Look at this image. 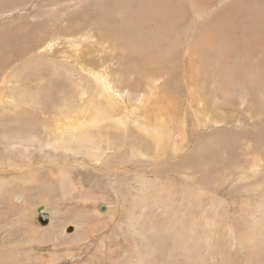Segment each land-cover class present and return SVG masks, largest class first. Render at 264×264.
<instances>
[{
    "label": "rangeland",
    "instance_id": "rangeland-1",
    "mask_svg": "<svg viewBox=\"0 0 264 264\" xmlns=\"http://www.w3.org/2000/svg\"><path fill=\"white\" fill-rule=\"evenodd\" d=\"M156 1L0 0V264H183L180 254L172 256L176 233L185 248L186 231L177 226L181 189L161 193L156 205L130 216L123 199L137 194L132 183L143 181L142 174L100 170L85 153L87 142L106 148L110 168L145 169L155 183L163 174L197 173L196 184L213 193L220 179L231 195L249 196L264 180V0H194L204 6L203 22L189 0ZM136 28L149 30L146 40L155 37L157 45L140 50L144 38ZM51 39L53 49L44 50ZM101 71L128 102L110 104L100 95L93 73ZM68 110L67 120L59 118ZM58 119L67 125H61L63 146L52 140ZM158 134L167 136L165 145ZM139 149L146 156L133 158ZM257 158L261 170L253 166ZM58 164L67 166L76 187L61 184L66 178ZM200 198L221 226L227 208L211 213V197ZM107 204L110 212L99 210ZM240 205L243 217L237 214L235 224L242 232L249 205ZM44 206L45 226L37 219ZM198 208L192 206L184 223L200 221L197 264L258 262L231 246L230 236L212 239ZM166 216L168 225L162 224ZM215 240L226 255L213 251Z\"/></svg>",
    "mask_w": 264,
    "mask_h": 264
},
{
    "label": "bare ground",
    "instance_id": "bare-ground-1",
    "mask_svg": "<svg viewBox=\"0 0 264 264\" xmlns=\"http://www.w3.org/2000/svg\"><path fill=\"white\" fill-rule=\"evenodd\" d=\"M156 1V0H154ZM192 4H195V16L196 18L200 21L202 16L203 15V7L204 6H201L202 4L199 3V2H195L194 0H189ZM118 2V1H117ZM158 3V1H156ZM156 2H154L156 4ZM120 3V2H119ZM123 3V2H122ZM148 3V2H147ZM153 3V5H154ZM118 4V3H117ZM125 3H123L124 5ZM208 4V3H207ZM120 4H118L119 6ZM152 5V6H153ZM172 5V3H171ZM200 5V6H199ZM120 7V6H119ZM121 8V7H120ZM119 8V9H120ZM123 8V7H122ZM137 8V6L135 7ZM141 8V7H140ZM154 8V6H153ZM118 9V10H119ZM126 8H124L125 10ZM128 9V8H127ZM130 9V8H129ZM138 9V8H137ZM142 9V8H141ZM217 9V8H216ZM211 10V9H209ZM213 10V9H212ZM132 11V10H131ZM141 11V10H140ZM120 12V10H119ZM118 12V13H119ZM123 13V10L121 11ZM133 14H134V11H132ZM145 12V11H144ZM156 12V11H155ZM162 13L164 11H161ZM125 13V11H124ZM211 13V12H210ZM121 14V13H120ZM131 15V14H130ZM140 15H142L140 13ZM135 17V15H134ZM143 17V16H142ZM146 17V16H145ZM167 17V16H166ZM138 18V17H137ZM132 19V18H131ZM154 19V18H153ZM152 18L150 20H153ZM156 19V17H155ZM164 19V18H163ZM210 19V18H209ZM123 20V19H122ZM125 20V19H124ZM129 20V19H128ZM144 20V19H143ZM194 20V19H193ZM126 21V20H125ZM188 21V19H187ZM210 21V20H209ZM127 22V21H126ZM200 22H203V20H201ZM128 23V22H127ZM141 23V22H139ZM160 23H162V19H160ZM124 24V23H123ZM127 26V25H126ZM132 26V25H131ZM161 26V25H160ZM188 26V24H187ZM190 26V25H189ZM194 26V25H193ZM198 26V25H197ZM203 26V24H202ZM158 27V26H157ZM191 27V26H190ZM146 28V27H145ZM150 28V27H149ZM160 28V27H159ZM157 28V29H159ZM162 28V27H161ZM193 28V27H192ZM190 28V29H192ZM208 28V27H207ZM131 29V28H130ZM137 29V28H136ZM198 29V27H197ZM138 30V33L144 38L143 40V45L141 44V41L140 44H141V48L140 50H147L146 48L148 47H154L155 45H157L158 41H157V38L155 37H150L149 40L147 41L146 39L148 38V36H146L148 34L147 31H144V32H147L146 33H142ZM194 30V29H193ZM201 30V29H200ZM196 31V30H195ZM204 32V31H203ZM202 32V33H203ZM150 33V32H149ZM190 33V32H189ZM194 33V32H193ZM197 33V32H196ZM196 33L193 35L194 37H196ZM107 34V33H106ZM114 34V33H113ZM188 34V33H187ZM186 34V36H187ZM82 35V34H81ZM110 35V34H109ZM149 35V34H148ZM154 35V34H153ZM151 35V36H153ZM190 35V34H189ZM189 35L187 36V39L189 37ZM92 37V35H90ZM107 36V35H106ZM113 36V35H111ZM185 36V35H184ZM185 36V37H186ZM200 36V35H199ZM104 37V36H103ZM198 37V36H197ZM202 37V36H200ZM204 37V36H203ZM202 37V38H203ZM88 38H85L84 40H86ZM90 39V38H89ZM88 39V40H89ZM186 39V38H185ZM55 39H51L49 43H47L45 45V49L44 50H47V51H50L53 49L54 45H53V42H54ZM73 40V39H71ZM81 39L77 40V41H80ZM99 40V39H98ZM200 40V39H199ZM101 41V40H100ZM146 41V42H145ZM197 41V40H196ZM86 42V41H85ZM149 43V44H146V43ZM186 44H187V40L185 41ZM202 42V40H201ZM205 42V40H204ZM209 42V41H208ZM73 43V42H71ZM80 43H82L80 41ZM138 43V41H137ZM136 43V44H137ZM193 43V41L191 42V44ZM203 43V42H202ZM55 44V43H54ZM135 44V42H134ZM205 44V43H204ZM75 45V44H74ZM77 45V44H76ZM75 45V46H76ZM133 45V43H132ZM139 45V44H138ZM189 45V44H188ZM197 45V44H196ZM214 45V44H213ZM136 46V45H135ZM143 46V47H142ZM77 47V46H76ZM140 47V46H139ZM187 47V46H186ZM206 47V46H205ZM203 48V47H202ZM201 48V49H202ZM139 49V48H137ZM76 50V49H75ZM188 50H190V45L188 46ZM193 50V49H192ZM191 50V51H192ZM204 50V49H203ZM201 51L200 53L203 52V54L205 53V51ZM215 50V49H213ZM243 50V49H242ZM245 50V49H244ZM45 51V52H47ZM136 51V50H135ZM209 51V50H208ZM139 53H141L140 51H138ZM137 52V53H138ZM249 52V51H248ZM42 53V52H41ZM138 53V54H139ZM188 54V53H186ZM189 55V54H188ZM206 56V55H204ZM203 56V57H204ZM210 56V54H209ZM209 56H207L206 58H208ZM213 56V54H212ZM188 57V56H187ZM83 58V57H82ZM162 58V57H161ZM160 58V59H161ZM201 58V56H200ZM254 58V57H253ZM77 59V58H76ZM209 59V58H208ZM81 60V59H80ZM206 60V59H205ZM78 61V60H77ZM211 61V60H210ZM209 61V62H210ZM7 63V62H6ZM11 63V62H10ZM80 63V62H79ZM8 64V63H7ZM188 64V63H187ZM62 65V64H61ZM4 66V65H3ZM135 66V65H134ZM133 66V67H134ZM5 67V66H4ZM64 67V66H63ZM131 66V68H133ZM137 67V66H136ZM145 67V65H144ZM90 68V67H88ZM87 68V69H88ZM130 68V66H129ZM135 68V67H134ZM4 69V68H3ZM94 69V68H93ZM103 69V68H102ZM183 69V68H182ZM99 71V69H97ZM105 70V68H104ZM254 70V69H253ZM258 70V69H257ZM106 71V70H105ZM193 71V70H192ZM256 71V70H255ZM89 72V71H88ZM94 72V71H93ZM97 72V71H96ZM102 72V71H101ZM200 72V71H199ZM252 72V70H251ZM105 73V72H104ZM142 73V72H141ZM144 73V72H143ZM188 73V72H187ZM257 73V72H256ZM94 74V80L96 82V84L100 87V95L101 96H105L108 98V103H113V102H116V101H120L118 99H121L123 101H126L128 102V99L129 98H125L120 96V91H117V89L115 90L114 89V85H112L113 83H111L110 79L107 77V74H109L110 76V73H107V74H100L99 72L98 73H93ZM121 74V73H120ZM134 74V73H133ZM239 74V73H238ZM253 74V72H252ZM190 75V74H189ZM187 76V75H186ZM111 78V77H110ZM8 78L6 77L5 78V82ZM180 80V79H179ZM258 80V79H257ZM135 81V80H134ZM181 82V81H180ZM244 82V81H243ZM249 82V81H248ZM203 83V82H202ZM245 83V82H244ZM154 84V83H153ZM178 85V84H177ZM253 85V84H252ZM256 86V84H254ZM258 85V84H257ZM154 86V85H153ZM154 88V87H153ZM181 91V90H180ZM113 92V94H112ZM125 94L122 93L121 95ZM197 94V93H196ZM142 95V94H141ZM112 96L115 97V100L112 99ZM128 97V96H127ZM139 97V96H138ZM164 99V98H163ZM174 99V98H173ZM171 100V99H170ZM175 100V99H174ZM143 103V102H142ZM201 103V102H200ZM127 105V104H126ZM109 108V107H108ZM68 109V108H66ZM111 109V108H110ZM169 109V108H168ZM172 110V109H171ZM167 111V110H166ZM205 111V110H204ZM61 112V115L59 116V118L61 119H64V120H67L66 117L67 115L69 114V110L65 113L64 116H62V111ZM80 112L82 114V117H86V114H85V111L84 109L81 107L80 108ZM132 111H126V114H130ZM125 114V115H126ZM167 114V113H166ZM205 116V115H204ZM130 118V117H129ZM61 119H58L57 120V124L55 125V127L52 129L53 131V137H52V140H53V144L54 145H59V146H63L64 143L60 140V137H61V131H62V126H66V123L65 122H61ZM125 119V118H124ZM128 119V118H127ZM163 119V118H161ZM177 119V118H176ZM99 120H101V117L100 116H95V119L93 121H96V124H98ZM80 119H78L74 125H77L79 123ZM161 121V120H160ZM119 122L123 124H126L127 123V120L126 121H123L122 118L119 117ZM165 122V120H164ZM163 123V122H162ZM205 124V123H204ZM62 125V126H61ZM214 125V124H213ZM212 125V126H213ZM241 125V124H240ZM203 128V127H202ZM60 131V132H59ZM165 131V130H164ZM38 135V134H37ZM52 135V134H51ZM168 135V134H167ZM171 135V134H170ZM162 136V137H161ZM175 136V135H174ZM172 137V135H171ZM157 138L159 140H161L162 143H164V141H162V139H166L167 136L165 134H158L157 135ZM173 138V137H172ZM174 139V138H173ZM172 139V140H173ZM171 140V139H170ZM171 140V141H172ZM104 141H108L107 138L105 139H101V143H103ZM166 142V141H165ZM109 144V142L107 143ZM168 144V142H167ZM165 145V143H164ZM166 147V146H165ZM169 147V146H168ZM84 148H85V153L92 157L94 160H98L100 163H97L98 164V168L100 170H102L101 168L105 169L108 172H112V173H117L118 171L121 172L122 169H125L124 171H127L129 173H134L136 175H139V174H142V180L141 182L139 181H136L134 183H132V186L137 190V194L135 195L134 193H132V198H128V199H123V201H128L129 203V206H128V210H129V214L130 216H132L134 214V211L138 208V207H141L143 210H149L153 205H156L158 203V200L160 199V195L161 193L162 194H167V193H171L173 192L176 188H180L181 191L179 192H182L183 194V198L181 199L183 201V210L181 212V223L180 225H177L178 227H180V229H183L186 231V240H185V248L183 247V244L182 242L179 240V237H180V234L179 233H176L174 235V239L172 240L174 243V247L172 245V256L175 257L176 254H180L184 260L183 264H197L198 261L201 260V258L196 255L197 252L199 251V249L202 248V237L198 234V230L200 229V221L199 222H196V223H193V226H189L188 225V228H185V221L186 219L188 218V213L189 212H192V206H197L199 207L198 210H200L202 213L201 215L203 216L202 218V221H203V224H204V227L206 228V230L210 233L212 239L213 238H216L220 241V236L222 235H227L228 237L230 236V245L239 249H235L237 250L238 252H242V251H246L247 254H248V258L250 259H256L258 262L255 263V264H263V261H264V180H260L259 182H257L256 184H253L254 188H252L251 190H249L250 192V195L248 193L249 196H244V195H247V192H243L240 193L238 196H242V198H239L238 196H234V195H231L232 193H229L230 192V189H229V185H227V183L225 181H222L220 179H217V182H218V189L220 190L219 192H214L213 193V189L211 190V188L209 189L208 186L204 185V184H201V183H197L196 184V174L194 175H189L187 172H182V175H177L178 177H176L175 179H170L169 178V175L167 176L166 174H163L162 175V179H157V182L155 183V181H152L151 180V176H152V173L148 172V170H145V169H138V168H135V167H129V166H125L123 168H120V167H117V166H112L111 168L109 167L108 165V162L110 160V156H105L104 154H106V148L104 149L101 145L99 144H95L94 142H87L84 144ZM167 148V147H166ZM253 148V147H252ZM178 149V148H177ZM245 149V148H244ZM243 149V151L245 152V150ZM143 150V149H142ZM142 150H133V158H135L136 156H139L141 157L142 156H146V153ZM179 151V150H178ZM257 151V150H256ZM247 152V151H246ZM165 153V152H163ZM162 153V154H163ZM249 153V152H248ZM137 154V155H136ZM247 154V153H246ZM136 155V156H135ZM254 155L255 153L252 155V157L254 158ZM160 155H151L152 159L155 158H159ZM251 156V155H250ZM145 158V157H144ZM149 159V158H148ZM161 159V158H160ZM139 161V160H138ZM162 161H164L162 159ZM130 162V161H128ZM127 162V163H128ZM158 162V161H157ZM261 162V159L257 158V161L255 159V162L253 164L254 167L260 169V167H258V165L260 164ZM95 164V163H94ZM255 164L257 166H255ZM156 165V164H155ZM185 165V164H184ZM183 165V166H184ZM264 165V164H263ZM58 166L60 168H62L60 170V173L62 174V177L66 178V179H63L61 181V184L62 185H67V184H72L74 185L75 187L77 186V184H75L73 181H72V177L69 176V174L71 173H68V170L67 166H64V164L59 165ZM11 168H14V169H17V168H20V167H17L16 165H12L10 166ZM27 168V167H26ZM241 168V167H240ZM252 168V167H251ZM19 170H22V169H19ZM255 170V171H257ZM261 170V169H260ZM104 171V170H103ZM189 171V170H188ZM246 171V170H245ZM253 168H252V172H253ZM240 173H244L242 170H239ZM261 172H264V167L263 169L261 170ZM261 172H258V176H257V180H258V177L261 175ZM111 173V174H112ZM232 173H228L227 178L230 179L232 177L231 175ZM71 177V178H69ZM179 178V179H178ZM62 179V178H61ZM225 179V178H224ZM252 179V178H251ZM256 179V177H255ZM254 179V181H255ZM233 180V179H232ZM191 182L192 184L189 185L188 182ZM231 181V180H230ZM251 181V180H249ZM231 184L233 183L232 181L230 182ZM246 183V182H245ZM174 184V185H173ZM248 184V183H247ZM244 185V184H243ZM241 187V186H240ZM244 187V186H243ZM246 187V186H245ZM249 188V187H248ZM185 189H187V196H186V192L184 191ZM229 189V191L227 192L226 190ZM247 189V188H245ZM244 189V190H245ZM241 190V189H240ZM259 190H261L259 192ZM178 191V190H177ZM221 191L223 192L224 195L221 196ZM253 195H252V194ZM181 194V193H180ZM202 195H205L206 197H211V206H212V210H211V213L214 212L217 213L218 212V209H223V208H227V210L225 211V221H223V223H221V226H218L216 222V220L211 216L212 214H208V210L207 209H203L202 210V201H201V196ZM119 197V196H118ZM124 198V197H123ZM247 198H249L247 200ZM14 199L16 201H20L21 198L18 197V196H15ZM119 199V198H117ZM219 199V200H218ZM118 202V201H117ZM253 202H254V205H253ZM121 203V202H120ZM240 203H246L249 205L248 207V211H247V219L244 220L243 219V225H242V232H240L235 224V220H236V217H237V214H239L240 216L243 217V214H242V208H241V205ZM140 204H142L140 206ZM199 204V205H197ZM247 205V206H248ZM253 205V207L251 208V206ZM123 206V205H122ZM112 207V205H104V209H102L101 207L99 208L100 211H105V212H110V208ZM113 208V207H112ZM201 208V209H200ZM39 209H41V213H44L48 216V222L46 224H41L40 222V225H47L49 222H50V214L48 213V211L46 210V207H40L37 209V212H38V215H39ZM115 210V208H114ZM247 210V209H246ZM163 212H165L163 210ZM263 213V214H262ZM153 214V213H152ZM200 214V213H199ZM207 215H210V217L206 218ZM178 221L180 222V219H178ZM192 221V220H191ZM194 222V221H192ZM192 222H190L192 224ZM214 222V223H213ZM164 225H168L167 223V216L166 218L164 219L163 223ZM187 224V223H186ZM208 228V229H207ZM221 228V230L219 229ZM66 229V228H65ZM76 226H75V231H76ZM135 230V229H134ZM79 232V231H78ZM226 232V234L224 233ZM72 233V232H71ZM76 233V232H75ZM114 233H116L114 231ZM113 234V233H112ZM219 234V236H218ZM107 236V235H105ZM110 236V235H109ZM102 239V238H101ZM108 239V238H107ZM115 240V239H114ZM222 240V239H221ZM105 241L106 240H103V244L101 246H104L105 247ZM118 241V240H117ZM217 242L216 243V240L215 242L213 241V245H212V249L213 251L217 252L218 251V254L220 255H226L225 254V251H224V247L220 242ZM115 243V242H113ZM119 243V242H118ZM103 247V249H105ZM101 248V247H100ZM119 248V247H117ZM107 251V250H106ZM71 255V254H70ZM194 259V261H193ZM254 260L251 262V264H254L253 263ZM256 262V261H255ZM228 263V262H227Z\"/></svg>",
    "mask_w": 264,
    "mask_h": 264
},
{
    "label": "water",
    "instance_id": "water-1",
    "mask_svg": "<svg viewBox=\"0 0 264 264\" xmlns=\"http://www.w3.org/2000/svg\"><path fill=\"white\" fill-rule=\"evenodd\" d=\"M102 209H104V206L101 207ZM39 215L37 217L38 221L41 223V224H46L48 222V216L44 213H41V209H39Z\"/></svg>",
    "mask_w": 264,
    "mask_h": 264
}]
</instances>
